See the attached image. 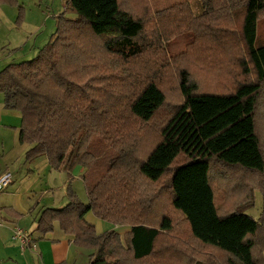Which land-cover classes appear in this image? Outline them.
<instances>
[{"label":"trees","instance_id":"trees-1","mask_svg":"<svg viewBox=\"0 0 264 264\" xmlns=\"http://www.w3.org/2000/svg\"><path fill=\"white\" fill-rule=\"evenodd\" d=\"M192 1L68 0L75 17L0 71L26 159L84 169L88 202L68 190L35 231L58 222L87 264H264V0Z\"/></svg>","mask_w":264,"mask_h":264},{"label":"rangeland","instance_id":"rangeland-1","mask_svg":"<svg viewBox=\"0 0 264 264\" xmlns=\"http://www.w3.org/2000/svg\"><path fill=\"white\" fill-rule=\"evenodd\" d=\"M67 3L68 0H17V6L15 7L0 5V71L8 64L30 61L37 56L39 50L49 42L54 34L57 18L62 15L68 19L75 17L74 13L66 12ZM191 8L195 15L199 14L201 12L199 0H193ZM18 12H22L20 22H17ZM257 38L259 43H264V19L259 22ZM1 129L4 128L1 127ZM1 129L0 132L7 137V145H11L13 140L16 147L10 153L5 152L4 155V152H0V163L4 164L17 156H22V152L19 150L20 146L17 142L18 131L12 129L13 132L9 130L3 132ZM39 158L45 159L44 157ZM8 164L9 168L13 166L10 161ZM41 167V164H37L34 172L28 174L25 169H21L24 174L22 176L17 174L14 177V182L20 184L30 194L31 202L34 200L41 201V206L57 209L59 208V200L57 199L60 197L61 199H67L68 190L75 191L77 198L84 204L88 202L82 179L73 180L68 173L55 171L49 165L47 168L41 169ZM52 177H55V179ZM30 189L34 191L29 192ZM44 191L45 193H43ZM52 196L54 197L53 201L56 199L55 204L49 202L53 199ZM261 207L262 195L260 192L255 191L253 193V206L244 211L257 219L261 213ZM97 221L99 223L95 225L89 224L93 225L99 233L113 230L121 238L127 233L128 227L126 226H115L99 219Z\"/></svg>","mask_w":264,"mask_h":264},{"label":"crops","instance_id":"crops-1","mask_svg":"<svg viewBox=\"0 0 264 264\" xmlns=\"http://www.w3.org/2000/svg\"><path fill=\"white\" fill-rule=\"evenodd\" d=\"M20 125V114L6 110L3 104V96L0 94V129L1 127L4 128L1 129L3 132L4 130L6 132L8 130L12 131V129L19 131ZM6 138V135L0 132V152H4L3 155L5 152L10 153L16 148L13 140L11 145L8 146ZM17 142H19L18 138ZM18 144L22 156L9 160L13 166L9 168V161L4 164L0 163V175L5 172L12 173L11 184L0 193V264H78L79 262L87 264L92 251L75 246L73 237L65 235L58 222L53 223V230L49 234L43 235L35 231L41 212L47 208L41 206V201L34 200L35 203L31 202L30 194L27 193L24 187L14 182V177L17 174H21V176L24 174L21 169H25L27 174L34 172L37 164H41V169L47 168L48 162L45 157V159L38 157L27 160L25 153L30 145ZM14 166L16 167L14 168ZM83 174L84 169L76 167L69 176L73 180H79L82 179ZM52 178L55 179V177ZM31 191L34 190L30 189L29 192ZM74 194L77 195L75 191ZM52 198L49 202L55 204L56 199L53 201L54 197L52 196ZM57 200H59V208L57 209L63 208L68 203V199H61V197ZM84 218L93 225L99 223L91 212H88ZM15 226L21 227L29 233L36 246L35 251L30 249L20 251L19 246H15L17 243L11 240L12 230ZM96 233L101 234L97 230Z\"/></svg>","mask_w":264,"mask_h":264},{"label":"built area","instance_id":"built-area-1","mask_svg":"<svg viewBox=\"0 0 264 264\" xmlns=\"http://www.w3.org/2000/svg\"><path fill=\"white\" fill-rule=\"evenodd\" d=\"M12 182L10 172H5L0 175V193H2ZM11 240L18 244L20 251L36 250L33 239L24 229L15 226L12 230Z\"/></svg>","mask_w":264,"mask_h":264}]
</instances>
